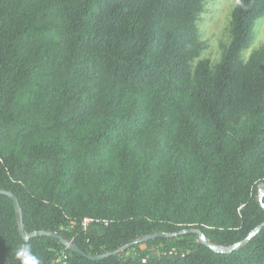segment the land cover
I'll list each match as a JSON object with an SVG mask.
<instances>
[{"label":"trees","instance_id":"16d2710c","mask_svg":"<svg viewBox=\"0 0 264 264\" xmlns=\"http://www.w3.org/2000/svg\"><path fill=\"white\" fill-rule=\"evenodd\" d=\"M205 1L0 0V190L21 211L0 195V264L23 245L40 264H264V46L241 60L264 0H237L220 62L192 68ZM186 229L240 245L92 261L21 234L100 255Z\"/></svg>","mask_w":264,"mask_h":264},{"label":"rangeland","instance_id":"374dc122","mask_svg":"<svg viewBox=\"0 0 264 264\" xmlns=\"http://www.w3.org/2000/svg\"><path fill=\"white\" fill-rule=\"evenodd\" d=\"M237 0H206L203 11L198 15L195 25L202 44L199 56L192 62L194 68L199 61L208 60L214 68L221 60L223 47L231 40V12ZM264 46V16L256 20L251 39L241 53L246 62ZM258 194L264 195V184L258 185Z\"/></svg>","mask_w":264,"mask_h":264},{"label":"water","instance_id":"95a60500","mask_svg":"<svg viewBox=\"0 0 264 264\" xmlns=\"http://www.w3.org/2000/svg\"><path fill=\"white\" fill-rule=\"evenodd\" d=\"M0 195H4V196H8V197H11V199L13 200L14 204H15V207H16V212L18 214H20V206H19V203H18V200L15 196L11 195L8 191L6 190H0ZM261 198V196H260ZM261 201V199H260ZM260 227L257 228L253 233H251L249 235V237L253 236L254 234H256L258 231H259ZM22 237L24 238V240H27L31 237H35V236H49V237H54V238H58L60 241H62L72 252H75V253H78V254H81L82 256L86 257L87 259L89 260H92V261H99V260H102L104 258H107V257H110V256H115V255H118L121 251H123L124 249L128 248V247H131L133 245H136L138 244L139 242L141 241H146V240H149V239H155V238H173V237H177V236H181V235H184V234H197L200 236V241L206 245L207 247L211 248L212 250L216 251V252H229L233 249H235L237 246H239L240 244H237L235 246H232V247H229V248H222V247H218V246H212L210 245L205 237L202 235V233L199 231V230H195V229H186V230H180L174 234H165V233H156V234H152V235H147V236H144L140 241H135L131 244H128L126 246H123L121 247L120 249L118 250H115V251H112V252H107V253H104V254H100V255H88V254H85L84 252H82L79 248L77 247H73L71 246L70 244H67L65 243L61 237H59L56 233L54 232H46L44 230H39V231H33L31 233H28L26 234L24 231H22ZM248 237V238H249Z\"/></svg>","mask_w":264,"mask_h":264},{"label":"clouds","instance_id":"9594fccd","mask_svg":"<svg viewBox=\"0 0 264 264\" xmlns=\"http://www.w3.org/2000/svg\"><path fill=\"white\" fill-rule=\"evenodd\" d=\"M18 258L22 259V264H40L39 259L32 254L31 248L28 245L21 246L16 253Z\"/></svg>","mask_w":264,"mask_h":264},{"label":"built area","instance_id":"2783aa9c","mask_svg":"<svg viewBox=\"0 0 264 264\" xmlns=\"http://www.w3.org/2000/svg\"><path fill=\"white\" fill-rule=\"evenodd\" d=\"M89 223H91V220H84L83 221V227L85 228Z\"/></svg>","mask_w":264,"mask_h":264}]
</instances>
